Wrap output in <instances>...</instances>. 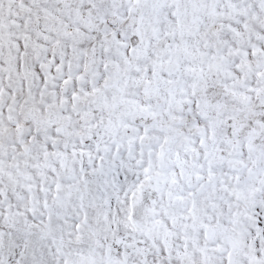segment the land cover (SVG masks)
Masks as SVG:
<instances>
[{
	"label": "snow or ice",
	"instance_id": "6c2138e0",
	"mask_svg": "<svg viewBox=\"0 0 264 264\" xmlns=\"http://www.w3.org/2000/svg\"><path fill=\"white\" fill-rule=\"evenodd\" d=\"M0 264H264V0H0Z\"/></svg>",
	"mask_w": 264,
	"mask_h": 264
}]
</instances>
